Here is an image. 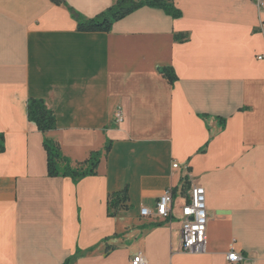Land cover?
<instances>
[{
    "label": "crops",
    "instance_id": "crops-1",
    "mask_svg": "<svg viewBox=\"0 0 264 264\" xmlns=\"http://www.w3.org/2000/svg\"><path fill=\"white\" fill-rule=\"evenodd\" d=\"M115 2L66 0L85 18ZM174 2L180 18L143 6L83 32L66 4L0 0V264H264V0ZM31 98L55 129L29 120ZM46 137L73 165L100 151L97 173L49 176ZM194 184L207 242L186 252ZM168 189L171 216H143Z\"/></svg>",
    "mask_w": 264,
    "mask_h": 264
},
{
    "label": "trees",
    "instance_id": "trees-1",
    "mask_svg": "<svg viewBox=\"0 0 264 264\" xmlns=\"http://www.w3.org/2000/svg\"><path fill=\"white\" fill-rule=\"evenodd\" d=\"M57 4H66L72 16L78 22V30L83 32H108L113 24L136 11L143 6L163 9L174 18H180L182 12L176 7L174 0H116V2L94 18H85L74 8L66 3V0H53ZM185 35H177L178 40H183ZM162 72L170 81H175L177 75L173 68H164ZM29 120L36 124L37 128L46 133L57 127V119L54 112L46 105L42 99L31 98L28 102ZM0 136V152L4 150ZM44 146L47 151V168L49 176H69L75 181L97 173L100 163L101 152H94L90 158L83 163L73 165L72 161L64 156L59 144L51 138H45ZM109 144L107 150L109 149ZM187 181V180H186ZM187 184L189 182H186ZM127 201V190L122 194L110 195V208L119 207L122 202ZM68 264V263H66Z\"/></svg>",
    "mask_w": 264,
    "mask_h": 264
},
{
    "label": "built area",
    "instance_id": "built-area-1",
    "mask_svg": "<svg viewBox=\"0 0 264 264\" xmlns=\"http://www.w3.org/2000/svg\"><path fill=\"white\" fill-rule=\"evenodd\" d=\"M261 1V0H259ZM264 59V55L259 56ZM120 118V114H118ZM179 164H174L178 167ZM174 203L173 189H168L158 198L155 211L148 207H143L141 214L143 216H157L166 219L172 214V206ZM183 223H182V250L186 252L202 251L206 249L207 242V226L208 212L206 205V190L203 186L194 184L188 193V200L182 207ZM228 259L232 262H238L243 257L231 250L228 253ZM132 264H147L143 254L136 255Z\"/></svg>",
    "mask_w": 264,
    "mask_h": 264
}]
</instances>
